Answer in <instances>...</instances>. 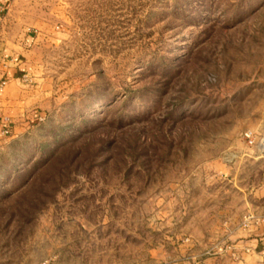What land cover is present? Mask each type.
Listing matches in <instances>:
<instances>
[{"label":"rangeland","instance_id":"1","mask_svg":"<svg viewBox=\"0 0 264 264\" xmlns=\"http://www.w3.org/2000/svg\"><path fill=\"white\" fill-rule=\"evenodd\" d=\"M14 7L48 35L50 92L0 136V264H264L237 245L264 169L243 137L264 145V0Z\"/></svg>","mask_w":264,"mask_h":264},{"label":"crops","instance_id":"2","mask_svg":"<svg viewBox=\"0 0 264 264\" xmlns=\"http://www.w3.org/2000/svg\"><path fill=\"white\" fill-rule=\"evenodd\" d=\"M22 1L0 0V5L6 9V13L0 12V80L5 81L0 91V129L7 125L13 131L19 126L26 127L30 120L41 118L37 111L43 98L50 92V79L42 71L36 46L41 40H47L48 35L20 29V17L13 13L14 5ZM7 15H11L10 19ZM260 149H253V158L264 163ZM249 156L243 154L240 158L249 159ZM248 182L244 181L238 187L242 195L243 213L264 216V169L257 186H250ZM255 223L239 231L242 237L237 240V245L242 247L244 253L260 256L264 253V221L257 220Z\"/></svg>","mask_w":264,"mask_h":264},{"label":"built area","instance_id":"3","mask_svg":"<svg viewBox=\"0 0 264 264\" xmlns=\"http://www.w3.org/2000/svg\"><path fill=\"white\" fill-rule=\"evenodd\" d=\"M3 11H4V7L2 5H0V12H3ZM4 85H5V81L4 80H0V91H2ZM5 123L6 122L4 121V124ZM8 133H9V128H8L7 125H4L3 127H1L0 135H7ZM243 137H244V139H245V141H246L248 146H250V147L257 146L258 148L261 147L260 152L262 153V148H263L262 147L263 146L262 140L259 141V143H256L255 138H254V136H253L251 131H245L243 133ZM251 219L252 220L255 219V221H257V220L264 221V216H260V217L256 218L253 215H248L247 217H245L243 219L242 222H243L244 225H247L248 223H250L249 221H252Z\"/></svg>","mask_w":264,"mask_h":264},{"label":"water","instance_id":"4","mask_svg":"<svg viewBox=\"0 0 264 264\" xmlns=\"http://www.w3.org/2000/svg\"><path fill=\"white\" fill-rule=\"evenodd\" d=\"M262 154L264 155V145H263V148H262Z\"/></svg>","mask_w":264,"mask_h":264},{"label":"trees","instance_id":"5","mask_svg":"<svg viewBox=\"0 0 264 264\" xmlns=\"http://www.w3.org/2000/svg\"><path fill=\"white\" fill-rule=\"evenodd\" d=\"M57 153H58V152L56 151V152H55L53 155H54V156H56V155H57ZM66 168H68V167H66Z\"/></svg>","mask_w":264,"mask_h":264}]
</instances>
